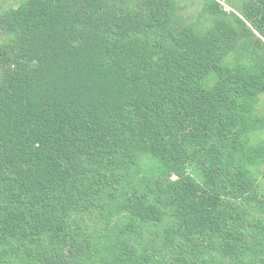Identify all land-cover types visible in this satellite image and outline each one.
Here are the masks:
<instances>
[{"label":"trees","instance_id":"trees-1","mask_svg":"<svg viewBox=\"0 0 264 264\" xmlns=\"http://www.w3.org/2000/svg\"><path fill=\"white\" fill-rule=\"evenodd\" d=\"M180 8L0 10V264H264V0Z\"/></svg>","mask_w":264,"mask_h":264},{"label":"rangeland","instance_id":"rangeland-1","mask_svg":"<svg viewBox=\"0 0 264 264\" xmlns=\"http://www.w3.org/2000/svg\"><path fill=\"white\" fill-rule=\"evenodd\" d=\"M238 1V0H237ZM202 0H181V7L179 13L183 17V19L190 20L194 18L197 12L200 10ZM20 3V0H11L7 1L3 5L0 6V10L9 8L11 6L15 7ZM227 7V6H226ZM264 106V105H263ZM264 171V165L262 167ZM261 180L264 183V175H261Z\"/></svg>","mask_w":264,"mask_h":264},{"label":"water","instance_id":"water-1","mask_svg":"<svg viewBox=\"0 0 264 264\" xmlns=\"http://www.w3.org/2000/svg\"><path fill=\"white\" fill-rule=\"evenodd\" d=\"M226 10H229V8H228V7H226Z\"/></svg>","mask_w":264,"mask_h":264}]
</instances>
